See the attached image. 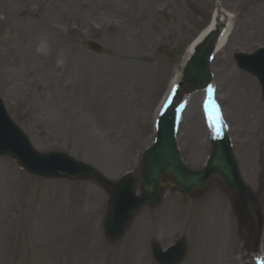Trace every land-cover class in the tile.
Instances as JSON below:
<instances>
[{"label": "rangeland", "instance_id": "rangeland-1", "mask_svg": "<svg viewBox=\"0 0 264 264\" xmlns=\"http://www.w3.org/2000/svg\"><path fill=\"white\" fill-rule=\"evenodd\" d=\"M262 3L222 0V8L236 17L235 29L213 71L242 174L264 211V98L257 79L233 59L237 52L264 46ZM6 4L15 16L0 21V92L34 146L67 152L110 180L138 172L143 151L152 143L155 109L166 81L210 23L217 0H0V7ZM28 5L40 14H29ZM250 13L259 14L251 31L256 29V35L244 41ZM89 41L102 51L89 49ZM145 65L156 76L147 87L133 84ZM235 82L244 98L246 88L255 92L256 103L244 122L232 105ZM96 102L110 105L114 113L119 108L117 116L97 120ZM198 104L191 102L178 133L182 155L193 168L202 167L210 153ZM213 192L223 196L224 215H230L232 225L224 224L214 239L202 238L196 224L204 210L195 215L192 209L210 193L202 203H216ZM222 193L214 182L196 201L167 194L157 208L137 216L122 242L110 246L102 226L107 193L100 185L31 177L13 160L0 159V264H155L151 240L166 246L182 235L189 245L182 264H244L249 252ZM208 240L216 246L214 259Z\"/></svg>", "mask_w": 264, "mask_h": 264}, {"label": "water", "instance_id": "water-1", "mask_svg": "<svg viewBox=\"0 0 264 264\" xmlns=\"http://www.w3.org/2000/svg\"><path fill=\"white\" fill-rule=\"evenodd\" d=\"M218 33H213L198 47L197 54L190 63L184 79V85L187 89L191 90L198 85H205L209 80L207 59L213 52L214 42ZM91 46L99 50V47L93 44ZM236 59L242 68L264 79V55L257 60H252L247 55L236 56ZM167 119V116H165L159 143L150 150L149 154L147 152L148 157L144 167L145 176L142 183V194L139 196L134 194L136 187L134 179L122 181L116 185H109L112 190L110 191L109 213L106 218V236L111 241L122 237L136 211L147 204H155L159 200L164 189L162 181L165 175L172 177L177 185L183 189L190 190L194 184L207 177L211 172L219 171L230 185L238 190L246 211L251 213L253 210L251 198L236 177L233 162L222 148L221 140H217V150L207 171L199 174L187 171L179 164V157L173 138L174 122H168ZM0 156L14 157L21 167H24L32 174L45 177L91 179L101 184H107L101 174L88 165L61 154L41 155L35 152L27 136L8 116L1 99ZM258 229L256 230L258 231ZM153 251L160 264H176L183 257L182 253H180L179 257L168 260L167 256L175 252L174 248L164 253L156 246Z\"/></svg>", "mask_w": 264, "mask_h": 264}, {"label": "bare ground", "instance_id": "bare-ground-1", "mask_svg": "<svg viewBox=\"0 0 264 264\" xmlns=\"http://www.w3.org/2000/svg\"><path fill=\"white\" fill-rule=\"evenodd\" d=\"M260 9L264 11V3H262V5L260 6ZM0 10H1L0 14L3 15V20L5 21L12 19L15 13V9L12 7H9L7 4L6 6L0 7ZM28 10L30 13L32 12V9H28ZM258 18H259V14L257 13H253V14L250 13L249 17L246 18V22L244 24V32L242 35V39L244 41H248V38L252 37L253 34L255 37L256 29L252 33L251 31L253 30L254 27L258 25L257 24ZM222 23L224 24L225 29L223 30L220 36V39H219V44H218L219 51L225 48L229 44L231 35L235 29V17L232 15V13L225 12V10H223L222 8H219V10L215 12L214 17L212 21L210 22V24L207 26V28L204 29V31H202L200 35L186 49V52L180 61V64H179L180 67L176 68L173 72L172 79L169 83L168 90L161 103L160 109L157 111L156 116H159V113L161 112V110L167 106V103L171 99L172 94L175 92L178 86V83L181 79V76H182V70H183L184 64L186 63L189 56L192 54L195 45L206 34L212 31L215 28L216 24H222ZM27 24H30V23H27ZM231 74H234V72H232ZM155 76H156L155 70L152 69L151 66L145 65L140 69V71L137 72L136 75H134L133 84L135 85L142 84L143 86L147 87L149 86V84L151 83V81L153 80ZM209 93H210V88L204 91V95L205 94L207 95ZM200 94L201 93H194V95H192L189 99H186L185 103L183 104V108H185L187 102L190 99L193 100L194 98H198ZM231 95L233 99L232 105H236L239 110V113H237L238 119L240 118V122L247 121V117H249L248 115L250 114L249 106H253L256 103L255 102V92L253 88L248 87L245 89V94H244L245 98H244L241 92L238 90V83L235 82V87L231 90ZM92 108L95 109L94 117L97 120H103V121H108V120L111 121L114 117L117 116V112L119 110V108H115V113H114L110 105L101 103V102L94 103ZM260 112H264V108H261ZM190 126L192 127L193 131L197 129L196 118L192 120V122L190 123ZM246 143L248 144L247 141ZM209 203L210 201L206 202V204L202 208H200L198 212L196 213V214H200V212L204 210L202 218L200 219L198 224H196V227H197L198 233L202 236V238L203 236H207L210 239H214L216 237L217 232H220V230L224 228V224L231 227V222H230L229 216L227 218V215L226 214L224 215V204L219 199H217L216 203L211 204L210 207L208 206L209 207L208 208L207 205ZM220 212H222V217L220 216ZM208 241L211 244V247L209 250V257L214 259L215 252H216V246L213 241H210V240Z\"/></svg>", "mask_w": 264, "mask_h": 264}, {"label": "clouds", "instance_id": "clouds-1", "mask_svg": "<svg viewBox=\"0 0 264 264\" xmlns=\"http://www.w3.org/2000/svg\"><path fill=\"white\" fill-rule=\"evenodd\" d=\"M38 51H39V49H38Z\"/></svg>", "mask_w": 264, "mask_h": 264}]
</instances>
